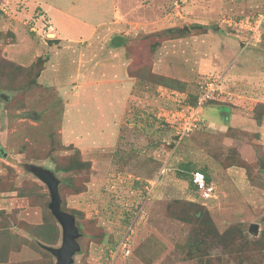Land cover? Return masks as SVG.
Wrapping results in <instances>:
<instances>
[{
    "label": "rangeland",
    "instance_id": "1",
    "mask_svg": "<svg viewBox=\"0 0 264 264\" xmlns=\"http://www.w3.org/2000/svg\"><path fill=\"white\" fill-rule=\"evenodd\" d=\"M92 1L106 11L66 42L33 0H0V264L56 262L43 246H60L61 227L30 165L75 217L72 264H264V0ZM227 39L256 72L242 96L217 64ZM211 76L201 124L179 139L173 115ZM198 168L210 197L190 183ZM127 231L129 253L112 257Z\"/></svg>",
    "mask_w": 264,
    "mask_h": 264
},
{
    "label": "crops",
    "instance_id": "2",
    "mask_svg": "<svg viewBox=\"0 0 264 264\" xmlns=\"http://www.w3.org/2000/svg\"><path fill=\"white\" fill-rule=\"evenodd\" d=\"M30 5L31 6L28 9V13L33 14L35 13L36 9L45 12L49 18L48 22L50 24L51 30H53V28L56 29V33H58V35L63 37V40H65L66 42L77 41L79 39L80 34H88L89 32H92L94 28L93 25L94 23H96L98 13L100 12V10H101V14H104L103 11H106L104 9L105 5L103 2L102 4H99L98 2L94 3L92 0L90 1L78 0V3H76L75 5L71 3L68 4L67 0H33L32 4ZM75 18H78L79 20ZM17 24L18 22H16V25ZM70 28L74 29L72 33H70L69 31ZM183 39L184 38H176V39L168 40L167 42L179 44L182 43ZM229 40L230 39H227L225 42L224 40L220 41V45H218L219 48L216 49L215 53L216 52L220 53L221 56V58H219L220 61H217V64L220 65L221 63H224L223 65H226L229 68V69L227 68L228 69L227 71L230 73L231 77L232 76L235 77L234 79L235 84L233 83V85L237 88V91H239L238 94L241 95L240 94L241 87H244L243 84H246L247 80H249L248 75L252 76V74H255L256 72H251L252 74L247 72L248 67L250 66V61L246 59V56L244 54H241L243 55L242 56L243 58L239 59L238 61L235 59V57H232V52L233 51L236 52L234 50L236 46H232ZM221 42H223L224 44L221 45ZM183 48L184 47H181V51H183ZM3 50L5 55L7 56L9 54V50L6 48H3ZM24 52L27 53L29 51H24ZM22 53H19L18 58L24 57ZM65 53L71 54L68 51H66ZM30 54H31V50L28 55ZM9 57L10 55H8V58ZM155 64L158 67L157 70H159L161 74L163 75L169 74L168 73L169 71H166L167 65L166 64L164 65L162 61H158ZM230 75L229 74L227 75L229 79H230ZM227 77H225L224 80H227ZM221 79H223L222 76ZM235 80H239V81H235ZM240 81L241 83H237ZM218 83H221L220 79ZM261 84H264V81ZM217 86H219V84ZM199 123L201 124V119Z\"/></svg>",
    "mask_w": 264,
    "mask_h": 264
},
{
    "label": "built area",
    "instance_id": "3",
    "mask_svg": "<svg viewBox=\"0 0 264 264\" xmlns=\"http://www.w3.org/2000/svg\"><path fill=\"white\" fill-rule=\"evenodd\" d=\"M262 20L263 17L261 16L256 18L254 16H251L250 19L247 17L244 22L251 23L250 29L255 30H252V33L254 36H256L255 34L259 31L258 26L260 25ZM217 78V76L209 77L208 81H205L200 85L195 104H188L187 106H185V108H182L180 111L176 112L175 115H173L176 119H174L172 127L176 130L179 139L187 135L188 131L199 123V114L201 113L203 105L209 98H211L215 90H217L219 79ZM186 112L187 116H185ZM161 172H164V170H162ZM191 181L195 189L199 192H203L206 197H210L213 194L214 186L206 182L205 176L200 170L192 171ZM129 234L130 231H127L125 237L119 242V246L117 248L115 247V249H110V255L112 257L117 254V250H120L124 253L125 256H127V254L129 253Z\"/></svg>",
    "mask_w": 264,
    "mask_h": 264
},
{
    "label": "water",
    "instance_id": "4",
    "mask_svg": "<svg viewBox=\"0 0 264 264\" xmlns=\"http://www.w3.org/2000/svg\"><path fill=\"white\" fill-rule=\"evenodd\" d=\"M5 100L7 96L1 95ZM22 117H33L32 112L23 111ZM29 171L32 172L44 185H46L50 201L48 208L61 227V244L59 247L43 246L56 258L55 264H72L73 256L79 251L80 246L77 239L80 236L78 227L75 224V217L61 209V198L58 191V180L53 173L45 168L30 165ZM255 231L257 224H252Z\"/></svg>",
    "mask_w": 264,
    "mask_h": 264
},
{
    "label": "trees",
    "instance_id": "5",
    "mask_svg": "<svg viewBox=\"0 0 264 264\" xmlns=\"http://www.w3.org/2000/svg\"><path fill=\"white\" fill-rule=\"evenodd\" d=\"M0 36H1V33H0ZM10 65L11 64H13L11 61H8V60H6ZM14 65V64H13ZM14 67H17V68H22L20 65H14ZM191 102V104L192 105H194L195 104V102H196V99L194 98L193 100H191L190 101ZM184 138V137H183ZM181 139V138H180ZM183 169H184V171L185 172H188L189 170H190V168H189V165H184L183 166ZM195 170V169H194ZM196 170H200L203 174H204V176H205V179H206V182H208V183H210V177H209V174H208V172L203 168H198V169H196ZM192 171V170H191ZM191 173L192 172H190V178H189V180H190V183H191V185H193V183H192V181H191ZM193 187H194V185H193ZM195 188V187H194ZM211 226V225H210Z\"/></svg>",
    "mask_w": 264,
    "mask_h": 264
}]
</instances>
